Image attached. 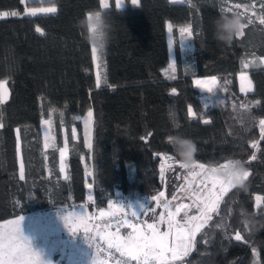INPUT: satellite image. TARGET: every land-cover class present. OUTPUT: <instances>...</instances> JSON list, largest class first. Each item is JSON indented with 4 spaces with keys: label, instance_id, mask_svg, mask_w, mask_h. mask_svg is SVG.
<instances>
[{
    "label": "trees",
    "instance_id": "16d2710c",
    "mask_svg": "<svg viewBox=\"0 0 264 264\" xmlns=\"http://www.w3.org/2000/svg\"><path fill=\"white\" fill-rule=\"evenodd\" d=\"M126 1L122 10L115 7V0L104 10L108 20L105 77L97 87L85 17L101 9V0H54L55 14L36 17L23 15V0H0V12L17 13L0 18V81L6 80L10 91L9 99L0 103V222L39 209L84 203L89 196L100 207L133 192L146 193L150 200L164 191L172 198L186 170L178 166L177 161H182L167 141L179 134L196 143L195 163L216 168L238 160L251 174L246 189L233 188L223 196L219 215L213 214L192 250L178 263L242 264L255 249L259 264H264V133L259 124L264 120V64L259 62L264 57V23L260 22L264 0H139L135 6ZM245 6L251 11L241 17L247 25L244 35L230 44L216 39L215 21L221 9L231 8L227 15H239ZM168 23L175 36V79L164 73L170 60ZM184 25L191 28L194 46L188 66L177 31ZM37 26L44 35L36 32ZM249 61H256L245 68L253 87L243 94L238 73ZM211 76L219 82L217 96L224 98L217 106L212 94L201 92L193 81ZM242 103L250 105L251 111L242 109ZM189 105L195 118L188 115ZM89 110L93 113L92 177L82 159L84 144L73 135L74 127L81 131V117ZM42 119L51 120L56 139L46 151L47 160ZM64 143L69 148L67 179L59 168V148ZM160 154L174 159H159ZM253 154L256 159L250 160ZM257 195L262 196L260 206ZM152 216L148 212L142 220L149 222ZM237 232L247 243L234 239Z\"/></svg>",
    "mask_w": 264,
    "mask_h": 264
},
{
    "label": "snow or ice",
    "instance_id": "6c2138e0",
    "mask_svg": "<svg viewBox=\"0 0 264 264\" xmlns=\"http://www.w3.org/2000/svg\"><path fill=\"white\" fill-rule=\"evenodd\" d=\"M33 2H40V0H33ZM174 2H185V0H174ZM133 6L138 4V0H131ZM101 6L105 10H109V4L107 0H101ZM125 6L123 0H116L115 7L118 10H122ZM236 8L241 7L235 5ZM247 6L244 7V11L239 13V17L245 16L247 13ZM58 8L54 0H50L49 6L30 8L26 10V14L32 17H36L41 14H55ZM232 9H221V13L227 15ZM3 15H8L4 13ZM11 15L15 16L17 13L13 12ZM94 16L96 21H99V12L87 14V24L90 32H94L97 27V23H94ZM260 22L264 23V17L260 18ZM252 20L248 19V24H251ZM247 25L245 23L240 24V31L236 37L244 35V29ZM168 31H172L171 23L168 24ZM36 32L40 35H44V30L39 26L36 27ZM181 32L187 33L188 37H191L192 32L190 26L181 29ZM184 42V41H182ZM171 43V42H170ZM103 49L98 48L95 44L92 47V54L94 60L101 58ZM259 62L264 64V57L259 58ZM249 64H256V61H249L244 63V67L248 68ZM175 79V77H171ZM241 93H247L252 91V81L248 78L247 73H241ZM101 78L97 73V87H100ZM194 84L204 90L215 98V106L223 104L224 98L220 95L217 96L219 91V82L215 76L206 78L204 80L196 79ZM176 89L173 88L171 92L176 93ZM7 98V90L5 88V82L0 81V103H3ZM258 103V102H257ZM205 107L209 108V104L205 103ZM235 108L236 105L233 104ZM240 107L247 111H251L250 105L241 104ZM189 117H196V112L192 106H188ZM93 113L91 110L87 113L88 121L91 120ZM86 121V123L88 122ZM50 121H44V124H49ZM203 123H210L209 120H204ZM261 132L264 133V120L259 121ZM3 127V125H0ZM178 127V125H177ZM19 133V130H17ZM73 135H75V129H73ZM151 135V134H149ZM172 136L168 137L170 140ZM18 150H19V135ZM48 137L46 136V140ZM145 139V138H142ZM170 146H173L169 144ZM256 142H253L252 147H256ZM54 147L47 142L45 148ZM89 147L91 145L89 144ZM67 151V144L60 149L61 160L65 156ZM162 160L174 159L171 155L160 154L158 156ZM256 156L250 158L255 160ZM240 161H228L227 163L220 165L218 168H206L204 164H197L194 161L191 165L177 161L178 166L181 169L186 170L187 175L184 177V184L181 185L180 191L184 194V197L189 200V203H178L173 210V201H176L178 197L173 195L172 200H162L164 192H160L158 196L151 198L150 203H139L134 207L132 204L123 203L124 207L118 211H106L105 209L99 210V216L105 220L103 228L99 224H92L93 217L89 216L84 206L73 207L71 211L66 208L56 209L58 217L63 221L64 227L67 231L75 237L80 234L83 241L88 245L90 253H88L89 264H107L106 260L100 259L102 252L106 253L109 257L119 254L115 264H178L186 257L195 245L196 237L198 233L208 226L209 222L213 219V214L219 215L218 209L223 196L233 188H245L246 181L250 176L243 164L240 172L226 173L229 165ZM168 167H172L168 165ZM64 170L63 163L61 164V171ZM223 172L225 178H221L219 173ZM161 177L164 175V165H161L160 169ZM19 179L25 180V165L23 160L20 163ZM67 179V177H65ZM88 187L91 189L92 185ZM118 197V194H117ZM92 200V196L88 197ZM155 202L158 207H162L163 211L159 215V219L153 223H148L147 220L141 222L140 225L133 223L127 218L125 208L134 209L131 213L132 217L139 219L141 215L147 216L148 212L155 213V209L152 207V202ZM262 198L256 197L257 206H260ZM121 202V201H118ZM113 205V201L109 200V208ZM195 214H191V213ZM25 217L23 215L9 220L4 224H0V264H51V259H46L43 249L34 246L33 238L25 234L23 229V222ZM92 224L91 227L89 225ZM166 225V230L161 231L160 225ZM113 225H115V231H112ZM126 227L130 229L127 235H121V228ZM217 227H223V225H217ZM95 230V234H93ZM236 241H244L243 236L237 232L234 236ZM102 240L106 243V248H101L98 243ZM247 243V241H244ZM95 247L96 252L93 254L92 249Z\"/></svg>",
    "mask_w": 264,
    "mask_h": 264
},
{
    "label": "rangeland",
    "instance_id": "374dc122",
    "mask_svg": "<svg viewBox=\"0 0 264 264\" xmlns=\"http://www.w3.org/2000/svg\"><path fill=\"white\" fill-rule=\"evenodd\" d=\"M111 1L112 0H107V3L109 4V7H111ZM171 1L174 2V0H171ZM49 2H50V0H40V2H33V0H23V3L25 4V11H24L23 15H27L26 14V10L27 9L39 8V7H47V6H49ZM123 2L125 4V6H126L127 5V1L123 0ZM138 2H139V0H138ZM130 3H131V0H130ZM115 4H116V0H115ZM242 8L244 10V7H242ZM247 9H249V11H251L250 10L251 8L247 7ZM104 10L105 9H103L102 6H101V9L99 11H104ZM99 11H96V12H99ZM13 12H15V11H10V12L2 11V12H0V18L13 16V15H11V13H13ZM4 13H8V15H3ZM93 13H95V12H93ZM187 27H189V26L188 25H184V26L178 27V29H177L178 38H179V42H180L181 55H182L183 62H184L185 66H188L190 64V58H191V55H192V53L194 51L192 38L188 37L187 33L181 32V29L187 28ZM167 30H168V26H167ZM168 41H169V47H170V60H169V63L167 64V66L164 68V73L167 76L171 77V76H174L176 71H177L176 53H175V36H174V33H173V25H172V31L171 32L168 31ZM182 41H184V42H182ZM91 44H92V47H93L94 43L92 42V40H91ZM103 56H104V49H103L101 58L99 60H94L93 59L94 71H95L96 79H97V73L100 74V78H101V84L100 85H102V83L104 82V77H105V63H104V57ZM92 57H93V54H92ZM249 66H250V64H249ZM241 73H247L245 71L244 64H243V70L241 72H239V80H240L239 89L241 88V79H240ZM247 75H248V78L251 80V78H250L248 73H247ZM196 79L204 80L206 78H196ZM217 81H218V79H217ZM252 87H253V84H252ZM5 88L8 91V87L6 85V82H5ZM199 90L201 92H205L204 90H201L200 88H199ZM243 94H245V93H243ZM81 120H82V129L79 132L78 129L76 127H74V129H75L74 137L77 140L81 139L83 144H84L85 153H84L82 159H83L84 165L86 167L87 175L89 177H92L93 172H92V166H91V153L90 152H91V148H92V136H91V134H92L93 120L91 118V120L88 121L87 113L85 115H83V118L81 117ZM44 121H50V120L43 119V124L41 125L43 153H44L45 159L47 160L46 151L48 149L52 148V147L45 148V143L47 142L48 144L55 146L56 139H55V135L53 133L52 122L50 121L49 124H44ZM86 121H88V122L86 123ZM63 133H64V138L67 139L65 127L63 128ZM46 136L48 137L47 140H46ZM89 144L91 145V147H89ZM218 167H216V168H218ZM206 168H208V167H206ZM65 169L66 168H64V173H65L64 176L67 177ZM47 171H48V169H47ZM186 175H187V172H185L184 177ZM219 175H220V177L222 179L225 178L223 172L219 173ZM184 177H183V180H182V182H181V184L179 186V189H178L177 193L175 194L178 197V199L176 201H173V204H172L173 210L175 208V205L178 204V203H181V202L189 203V200L186 199L184 197V194L180 191L181 185L184 184ZM89 184H91V183H89ZM91 190H92V187H91L90 191ZM162 192H164V191H162ZM257 196H260V195H257ZM260 197L262 198V196H260ZM161 199L162 200H168V201L172 200V198H168L167 197L165 192H164V197L161 198ZM89 202H90V200L88 201V204L85 205V209H86V212H87L88 215H89V211H90ZM68 207H69L68 210L71 211L72 208L69 205H68ZM152 207L155 209V212H156V215H157V220H158L160 213L163 211V208L162 207H158L155 202L152 203ZM46 210L47 209H42V210L39 209V210H36V211H43V212H35V213H31L29 215H25L24 216L25 220L23 222V229H24L26 235H29L30 237H32L31 234L29 233L30 231H28V224H29V222L32 221V219H35L37 221L38 220H43L44 221V220H50V219H52L54 217L56 218L58 216L57 212H44ZM4 223H6V222L0 223V224H4ZM163 226L165 227L166 225L163 224ZM68 233L69 232L67 231L66 228H64L63 231H61V232H59L57 234L56 233H54V234L51 233V235L50 234H46V236L41 235L40 232H38L35 235V237H32L33 238V243H34L35 247L43 249L44 254H45V258L46 259H51V262H52V259L54 258V261L56 262V264H62V263L63 264H75V262L77 261L78 256H79V248H78L77 243H71V242L68 241V237H67ZM59 242L62 243L61 244V249L56 248L57 244ZM51 243H53L52 245H54L55 248H56V249H54V251L50 250ZM47 244H49V245H47ZM65 253H66V255H65ZM259 262L260 261H259L258 251L254 249V250H252L251 252H249L245 256V258L243 259L242 264H259Z\"/></svg>",
    "mask_w": 264,
    "mask_h": 264
},
{
    "label": "clouds",
    "instance_id": "9594fccd",
    "mask_svg": "<svg viewBox=\"0 0 264 264\" xmlns=\"http://www.w3.org/2000/svg\"><path fill=\"white\" fill-rule=\"evenodd\" d=\"M94 23H97V27L94 32L88 33L89 38L98 47L104 49L108 42V20L104 11H99V21H96L94 16ZM242 18L238 15H224L215 21L216 39L225 44H230L240 31V24ZM85 27L88 28L87 17H85ZM174 146L176 155L183 163L191 165L194 161L195 155L198 151L196 143L189 137H185L179 134L172 135V138L167 141ZM243 164L236 162L229 165L226 173H237L242 169Z\"/></svg>",
    "mask_w": 264,
    "mask_h": 264
},
{
    "label": "built area",
    "instance_id": "2783aa9c",
    "mask_svg": "<svg viewBox=\"0 0 264 264\" xmlns=\"http://www.w3.org/2000/svg\"><path fill=\"white\" fill-rule=\"evenodd\" d=\"M148 199H149V197L146 193L133 192V193L125 195L122 198L112 200L113 205L111 208H109V203L105 206L100 207L97 204L96 198H92V200H90V202H89V208H90L89 216L93 217L92 224H99L103 228L105 220L101 219L99 216V210L100 209H105L106 211H114L115 212V211H118L120 208L124 207L123 203L132 204L134 207H136V206H138L139 203H145V204L149 203ZM118 201H121V202H118ZM133 210L134 209H132V208H125L127 218L130 219L133 223H136L139 225L142 221L143 215H141L139 217V219H136V218L132 217V215H131ZM92 224H90L89 227H91ZM114 227H115V225H113V228ZM93 234H95V230H93ZM67 237H68L69 242L77 243L78 248H79V256H78V259L75 262V264H89L87 254L90 253V249H89L88 245H86L84 243L82 236L80 234H77L75 237H73V235L68 233ZM98 243L100 244V247L102 249L107 247L106 243L102 240H99ZM92 252H93V254H95V252H96L95 247H93ZM118 257H119L118 253L112 257H109L104 252H102L100 254V259L106 260L107 264H115L116 259Z\"/></svg>",
    "mask_w": 264,
    "mask_h": 264
},
{
    "label": "crops",
    "instance_id": "0c3cea01",
    "mask_svg": "<svg viewBox=\"0 0 264 264\" xmlns=\"http://www.w3.org/2000/svg\"><path fill=\"white\" fill-rule=\"evenodd\" d=\"M211 77H213V76H211ZM216 77V76H215ZM196 78H210V77H195L194 79H193V81H195L196 80ZM217 78V77H216ZM238 78H239V73H238ZM1 81H4V82H6V80H1ZM239 82H240V80H239ZM6 85H7V82H6ZM8 87V86H7ZM9 96H10V91H9V89H8V91H7V98L4 100V102L5 101H7L8 99H9ZM82 118H83V116H82ZM48 120H50V119H48ZM92 120H93V116H92ZM51 121V120H50ZM43 124V119H42V121H41V125ZM92 133H93V125H92ZM91 136H92V134H91ZM65 144L66 143H64V145L62 146V147H60L59 148V168H60V171H61V164L63 163V165H64V168H66L65 169V172H66V174H67V162H68V158H69V148H68V145H67V151H66V153H65V156H64V158H63V161L61 160V156H60V149H62V148H64L65 147ZM17 155H18V165H19V170H20V163H21V160H23L22 159V154H21V150H20V144H19V150L17 149ZM61 173H62V176L65 178V173H64V170L63 171H61ZM88 204V201L87 202H84V203H79V204H72V205H69L71 208H73L74 206L75 207H79V206H84L85 207V205H87ZM58 208H66L67 210L69 209V207H68V205H63V206H60V207H58ZM58 208H54V209H47L46 211H44V212H56V209H58ZM35 212H43V211H32V212H30V213H27V214H23V216H25V215H29V214H31V213H35ZM152 213V212H151ZM192 214H195V213H192ZM21 216V215H20ZM19 217V216H18ZM15 218H17V217H14V218H11V219H8V220H5V221H1L0 223H3V222H7V221H9V220H13V219H15ZM155 221H157V215H156V212L153 214V216H152V218L151 219H149V222L148 223H153V222H155ZM65 227H64V225H63V221L57 216L56 218L54 217V218H52V219H50V220H35V219H32V221L31 222H29V224H28V231H30L29 233L31 234V236L32 237H35V235L38 233V232H40V234L41 235H44V236H46V234H50L51 235V233L52 234H54V233H59V232H61V231H63V229H64ZM160 229H161V231H165L166 230V226L164 227L163 226V224H161L160 225ZM112 231H115V227L114 228H112L111 229ZM130 231V229H128V228H126V227H123V228H121V232H120V234L121 235H127V233ZM37 237V236H36ZM53 243H51V246H50V250H53L54 251V249H56V248H59V249H61V244L62 243H58L57 244V247L55 248V246L54 245H52ZM47 245H49V244H47ZM48 247V246H47ZM52 251V252H53ZM65 255H66V253H65ZM51 264H56V262L54 261V258L52 259V262H51ZM178 264H182V263H178Z\"/></svg>",
    "mask_w": 264,
    "mask_h": 264
}]
</instances>
